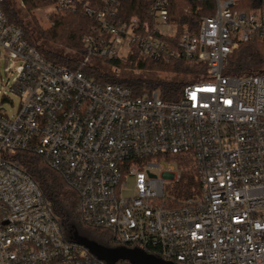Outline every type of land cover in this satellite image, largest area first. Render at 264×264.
<instances>
[{
	"label": "built area",
	"instance_id": "obj_1",
	"mask_svg": "<svg viewBox=\"0 0 264 264\" xmlns=\"http://www.w3.org/2000/svg\"><path fill=\"white\" fill-rule=\"evenodd\" d=\"M49 1L53 12L94 17L99 33L70 70L27 42L0 0V63L5 72L14 66L9 90L20 97L12 118L0 115V264H108L64 237L39 185L8 155L15 151L59 173L81 222L108 232L114 247L173 264H264V73L223 74L240 44L264 38V13L238 10L237 0H200L213 2V14L200 17L196 34L183 26L174 45L167 0H149L150 22L117 21L122 0L101 9ZM131 45L153 61L205 63L207 76L170 102L81 72L92 57L125 56ZM182 155L193 159L199 189L176 201L166 185L178 179Z\"/></svg>",
	"mask_w": 264,
	"mask_h": 264
},
{
	"label": "trees",
	"instance_id": "obj_2",
	"mask_svg": "<svg viewBox=\"0 0 264 264\" xmlns=\"http://www.w3.org/2000/svg\"><path fill=\"white\" fill-rule=\"evenodd\" d=\"M84 1L96 9H101L104 5V0ZM151 3L149 0H122L117 8L116 20L126 21L137 18L150 22L148 10ZM50 5L49 0H4L3 9L8 21L22 29L26 41L35 46L46 60L75 70L86 53L85 39L98 36L99 26L94 17L77 10L54 11L49 15L51 24L42 27L33 11ZM237 9L264 13V0H237ZM213 10L214 4L211 1L167 0L168 22L177 29L172 40L174 45H177V37L183 26H186L190 33L196 34L200 17L212 15ZM159 37L164 41H170L169 37L161 35ZM104 38L109 39L107 35ZM95 61L106 63L113 70L118 68L138 70L142 71L143 75L118 78L90 64ZM80 70L87 78L99 85L121 84L129 87L135 95L156 91L161 99L172 102L179 97L186 84L205 78L208 67L205 63L188 62L180 58L149 60L135 45H131L125 56L92 57ZM157 73L172 74V77L159 78ZM259 73H264V38L255 36L240 44L232 52L223 74L245 77ZM8 155L16 160L39 185L68 241H73V237L78 235L98 245L114 247L108 232L86 226L81 222L76 193L63 181L59 173L49 168L33 152L15 151ZM175 160L178 179L169 191L176 197V201H179L195 196L199 185L191 156H177Z\"/></svg>",
	"mask_w": 264,
	"mask_h": 264
},
{
	"label": "rangeland",
	"instance_id": "obj_3",
	"mask_svg": "<svg viewBox=\"0 0 264 264\" xmlns=\"http://www.w3.org/2000/svg\"><path fill=\"white\" fill-rule=\"evenodd\" d=\"M51 7H42L38 8L33 11V14L37 20V22L42 27H48L51 23L49 21V15L52 13ZM166 32L172 34L173 29L172 28H166ZM91 65L98 67L102 71H106L110 74H114L118 78L120 77H137L142 76V71L138 70H131V69H125V68H118L116 70H113L111 67H109L106 63H99V62H93L90 63ZM6 67H10V63L6 65ZM12 71L11 72H5V64L3 61L0 63V115L5 116L7 118H12L15 114L17 108L19 107L20 103V97L17 93L14 91L9 90L10 85L12 84L13 77L15 73L13 72L14 66H11ZM157 76L159 78H171L172 74H166V73H157ZM187 80V79H186ZM4 87V88H2ZM4 92V96L2 94ZM128 184V190H132L133 188V180L129 179L127 181ZM174 182L168 183L167 189L173 187ZM129 193V191L127 192Z\"/></svg>",
	"mask_w": 264,
	"mask_h": 264
},
{
	"label": "water",
	"instance_id": "obj_4",
	"mask_svg": "<svg viewBox=\"0 0 264 264\" xmlns=\"http://www.w3.org/2000/svg\"><path fill=\"white\" fill-rule=\"evenodd\" d=\"M73 242L84 246L92 255L99 260H103L108 264H114L117 261L127 260L132 264H173L163 261L153 255L147 254L141 249L125 248V247H104L90 241L84 237L75 235Z\"/></svg>",
	"mask_w": 264,
	"mask_h": 264
}]
</instances>
